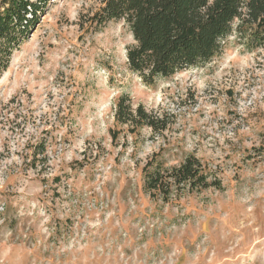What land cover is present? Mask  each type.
<instances>
[{"label":"rangeland","instance_id":"rangeland-1","mask_svg":"<svg viewBox=\"0 0 264 264\" xmlns=\"http://www.w3.org/2000/svg\"><path fill=\"white\" fill-rule=\"evenodd\" d=\"M102 0H47L0 78V264H264V49L146 85ZM167 116L131 134L117 99ZM195 156L222 190L168 203L143 168Z\"/></svg>","mask_w":264,"mask_h":264},{"label":"trees","instance_id":"trees-1","mask_svg":"<svg viewBox=\"0 0 264 264\" xmlns=\"http://www.w3.org/2000/svg\"><path fill=\"white\" fill-rule=\"evenodd\" d=\"M46 3L0 0V78ZM96 18L99 24L127 25L134 41L127 64L146 85L210 62L232 34L248 50L264 49V0H102ZM114 118L131 134L142 128L162 133L168 125L165 114L147 111L126 95L117 99ZM142 172L144 191L165 204L183 191L222 190L216 173L192 155L172 166L151 162Z\"/></svg>","mask_w":264,"mask_h":264}]
</instances>
